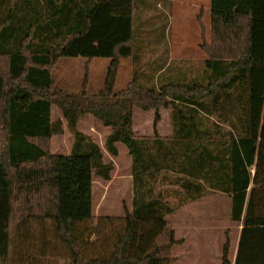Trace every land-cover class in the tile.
<instances>
[{
  "label": "trees",
  "instance_id": "1",
  "mask_svg": "<svg viewBox=\"0 0 264 264\" xmlns=\"http://www.w3.org/2000/svg\"><path fill=\"white\" fill-rule=\"evenodd\" d=\"M139 1L0 0V264H173L184 241L169 217L209 194L227 196L242 225L234 261L226 232L221 264H264V0H211L200 71L139 64L138 11L164 17L165 33L171 7ZM63 58L110 60L103 89L88 94L87 70L78 95L55 93ZM128 59L131 81L116 92ZM133 109L155 111L153 137L135 135ZM161 109L168 139L156 132ZM87 114L110 129L105 150L117 157L122 144L131 159L124 217L95 220L94 179L110 181L115 166L79 131ZM64 122L72 146L53 155Z\"/></svg>",
  "mask_w": 264,
  "mask_h": 264
},
{
  "label": "rangeland",
  "instance_id": "2",
  "mask_svg": "<svg viewBox=\"0 0 264 264\" xmlns=\"http://www.w3.org/2000/svg\"><path fill=\"white\" fill-rule=\"evenodd\" d=\"M170 3V10L164 11L168 21V29L165 33L162 31L164 17L158 22L156 13L145 14L141 10L138 11L137 25L135 24L134 28L137 47H140L139 51H142L139 64L142 67H161L166 61H168L167 63L175 61L178 64L173 62L174 67L198 68L199 64L207 57V54L201 49V44L204 41L202 30L205 32V41L210 42L211 40L210 0H170ZM200 15H202L201 22L203 23L201 25L199 23ZM151 25L155 26L153 34L150 31ZM187 61H189V65ZM191 63L194 67H191ZM109 65L110 60L108 59H92L88 63V60L84 58H63L59 60L53 70L55 82L53 91L63 95H78L82 91L84 77L88 70L87 92L89 95L98 94L103 89ZM200 68L202 67L199 66V71ZM131 78V60H123L115 91H123ZM155 114V111L143 112L133 109V131L137 137L150 138L154 136ZM159 115L160 122L157 124L156 132L161 138L168 139L172 132L170 111L161 109ZM52 118L53 121L62 120L61 112L57 107L52 109ZM78 129L90 136L103 150L105 161L112 162L115 166L110 181L94 179L95 220L102 217H124L125 212L131 209L133 197L131 159L126 148L122 144H118L119 155L112 157L105 150V140L110 129L104 127L89 114L79 119ZM72 142L73 138L64 122L63 135L55 136L51 140V153L53 155H68ZM182 211L175 218L174 215L169 217L171 229L174 230L182 218L185 219L183 220L185 222H188L190 218L194 220L192 213L201 216L204 221L212 222V224L208 225V232L206 230L199 232L195 226L194 231H188L187 227L183 229V226L177 227L175 238L184 242L173 247L172 257L176 259L173 264H221L226 232L230 233V258L234 261L242 225L230 220V202L227 196L209 194L206 198L185 207ZM193 236H196V239Z\"/></svg>",
  "mask_w": 264,
  "mask_h": 264
},
{
  "label": "crops",
  "instance_id": "3",
  "mask_svg": "<svg viewBox=\"0 0 264 264\" xmlns=\"http://www.w3.org/2000/svg\"><path fill=\"white\" fill-rule=\"evenodd\" d=\"M210 3H211V0H210ZM210 21H211V15H210ZM193 205V204H192ZM190 206V205H189ZM184 209V208H183ZM183 211L182 209L179 210L177 213L174 214V218L177 217L179 214H181ZM192 216L194 220H191V218L188 220V222H185L183 220H185L184 218H182V220L178 221V223L176 224V227H174V231H177V227H181L183 226V229H185V227L188 228V231H194V226L197 227V229H199L198 231L199 232H203L204 230H208L209 231V228H208V225L209 224H212V222H207V221H204L203 218L199 215H196L194 213H192ZM207 231V232H208ZM201 234V233H200ZM195 237L194 239H196V236H193ZM201 237V236H200ZM192 238V237H191ZM190 240V239H189ZM237 252V250H236ZM236 255V253H235Z\"/></svg>",
  "mask_w": 264,
  "mask_h": 264
}]
</instances>
